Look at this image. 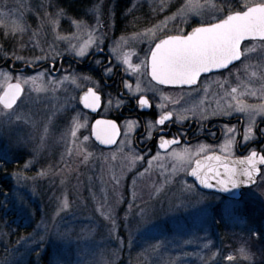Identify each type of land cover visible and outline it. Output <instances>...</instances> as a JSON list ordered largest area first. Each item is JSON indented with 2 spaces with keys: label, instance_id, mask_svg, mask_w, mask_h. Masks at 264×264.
<instances>
[{
  "label": "rangeland",
  "instance_id": "1",
  "mask_svg": "<svg viewBox=\"0 0 264 264\" xmlns=\"http://www.w3.org/2000/svg\"><path fill=\"white\" fill-rule=\"evenodd\" d=\"M191 2L199 5V12L209 20L214 15H225L230 8L239 9L243 0ZM160 3L161 0H0V65L11 59L22 69L24 65L57 63L63 56L74 57L73 46L78 50L96 39L101 26H117L116 11H121V21L127 15L145 17L141 27L143 33L152 30L149 38H153V32L159 37L166 32L178 33L181 28L184 31L187 25H199L196 21L201 15L196 11L188 17L187 24L176 15L190 0H163V9L154 10ZM60 12L63 15H58ZM162 21L167 22V28ZM126 25L122 22L119 27ZM135 38L138 37L132 36L131 40ZM41 55L47 59L37 61ZM16 56L23 59L17 60ZM42 72L50 75L41 77ZM65 76L68 81L57 85L53 92L47 81ZM73 76L76 84L71 83ZM29 77L36 79L24 83ZM86 77L72 65L56 76L49 68L38 72L0 68V96L11 83H20L24 89L14 108L19 109L17 114L22 119L13 118L0 132V172L4 164L8 165L5 184H0V264L255 263L244 242L237 249H227L231 244L223 240L218 228L224 199L211 196L201 201L194 193L183 191L178 181L184 175L181 169L188 166L186 160L159 157L152 160L149 173L141 176L143 162L130 167L120 153L107 165L99 160L85 165L79 157L66 155V133L72 120L78 114L80 123L87 120V126L78 132L81 138L91 129L90 118L78 103L79 94L89 87ZM41 87L48 91L30 93V89ZM69 96L73 97L71 107H65ZM88 143L93 144L92 139ZM67 147H72L70 140ZM124 151L134 155L128 147ZM174 168L178 170L175 173ZM113 173L121 181L115 187ZM187 180L191 183L188 177ZM161 185L163 190L157 193ZM255 191L257 197L237 206L224 221L249 237L250 230H264V200L258 198L264 189ZM62 194L68 200L63 211ZM149 206L150 210L141 215L140 209ZM101 211L110 213L114 224ZM244 237L240 236L241 241L247 242L249 239ZM162 241L160 250L152 251V246ZM260 245L264 252V244ZM241 248L250 258L241 255ZM229 255L232 260H228Z\"/></svg>",
  "mask_w": 264,
  "mask_h": 264
},
{
  "label": "snow or ice",
  "instance_id": "2",
  "mask_svg": "<svg viewBox=\"0 0 264 264\" xmlns=\"http://www.w3.org/2000/svg\"><path fill=\"white\" fill-rule=\"evenodd\" d=\"M163 7L164 3L161 0V3L154 10H162ZM193 11L201 15V19L196 21L200 26L191 27V31L187 34L184 33L182 28L177 34L166 32L163 37H155L153 32V38H149V33L152 32L151 29L140 34L141 40L139 43H146L147 48L141 49L143 55L140 52L133 53L135 63L130 56L120 54V49L128 44L124 37H121L120 41L115 42L111 54L115 55L119 61V64L116 65L118 69L123 66L126 74L137 79L135 89H133L132 84L122 80L128 93L132 94L137 107L141 110L153 109L155 104V108L159 109L158 119L153 125L159 133L157 136L158 148L164 150L166 154L169 149H172L171 155L173 158L183 160L185 156L189 157L188 166L181 169L184 175L178 181V183L183 185V191L194 193L201 201L213 196L214 193L227 194L222 202L220 211L221 219L227 222L237 206L246 204L248 199L257 197L256 188L264 189V148L258 151L256 148L249 146L250 154L245 155L243 159H233V149L238 143L236 137L240 133H238L236 127H230L227 123L220 129L223 143L219 145V155L215 153L212 155L208 154L212 147L211 145H201L195 152L188 148H183L182 152H180L177 150L181 145V140L178 137L186 135L183 131L184 122L190 118L195 119L203 128V121L211 117L228 118L237 113L244 114L246 118V126L242 131V142L244 144L264 137V128H258L257 125V117L260 118L261 123H264V103L252 104L242 99L244 97H256L257 92H259V99L264 100V43L260 45V55L258 57L250 55V53L257 51L256 47L247 48V52L241 49L242 42L245 40L264 42V0H256L255 3L243 0L239 9L230 8L225 15H214L209 20L204 19L199 12V5L192 3L190 0V3L180 9L176 15L181 17L182 23L187 24L188 17ZM58 15H63V12L58 13ZM97 23L99 24V21ZM162 24L167 28L166 21H162ZM97 31H100L99 28ZM105 38L106 33L100 31L99 36L96 39H90L84 47L76 50L75 46H73L74 50L71 54L82 59L93 48L95 53H103ZM15 58L17 60L23 59L20 56ZM44 59H47V56L41 55L37 58V61ZM253 59H259L261 61L260 64L252 65L251 61ZM237 62L239 63L237 64ZM95 63L101 64L102 62L97 60ZM253 68L256 70L249 71ZM105 71L111 73V66ZM242 74H247L246 83L241 80ZM46 75H50V73H40L41 77ZM202 77L203 79H201ZM141 78H148L151 87L147 91L152 93L151 101L146 95L135 96V93L142 91L139 84ZM35 79V77H29L24 83L34 82ZM68 79L67 76L63 79L54 78L47 81V84L55 92L57 91V85L65 84ZM84 79L89 78L86 77ZM254 79L261 82L259 89L249 86ZM209 82L217 85V94L226 100L222 108L217 105L216 108L209 112L206 108L198 111L196 108H187L181 105V100L186 97H194L200 94L207 96L209 94ZM233 82L237 86H232ZM71 83L76 84L75 76H73ZM33 90L37 92L48 91L47 88L41 87L30 89V93ZM220 90H223L222 94ZM23 91L20 83H16L15 85H9L8 90L0 96V105H2L0 107V132L4 130L3 126L5 124L13 122V118L16 120L22 119L17 114L19 109L14 110V106ZM171 93L176 94L175 100H172ZM71 99L73 97H67L65 107H71ZM80 100L85 108L96 111L99 106L100 96L97 95V92L92 87H89L84 95L80 97ZM169 101H171V106ZM123 103V100L117 102L116 108L119 109ZM112 104L113 100L110 97L108 105L112 106ZM175 105H180V107ZM139 125L140 122L136 120L126 121L125 140L117 144V139L120 136L119 126L112 120L98 119L89 130V134L83 135L81 138L78 136V132L81 128L87 126V120H85V123H80L78 114L72 120L69 131L66 133V155L79 157L80 163L85 165H88L92 160H99L107 165L109 161H115L117 153H120L123 154L122 159L130 162V167L135 166L138 162H143L142 167L144 170L140 172V175L143 176L149 173L152 168V160L158 159L159 154L156 153L146 160L143 154L129 146V141L132 138L131 133ZM173 125H179L180 127L177 128L176 134L169 138L164 133L166 130H170ZM257 132H259V136ZM209 134L213 138L216 137L214 132ZM92 136L95 137V141L99 142V145H116V150L109 149L106 154L104 149L97 148L94 143H88ZM69 140L72 145L71 148L67 147ZM261 143L264 144V140ZM126 147L129 148V153H134V155L125 153ZM90 148H96V151H90ZM73 149H75V153ZM25 167L27 168L28 164H25ZM176 171L178 170L174 168L173 172L175 173ZM40 174L45 175L43 172ZM189 176L194 179V183L188 182L187 177ZM111 179L114 181V187L121 182L115 173L112 174ZM197 189L210 191H197ZM161 190H163V185L157 189V193ZM258 198L264 200V192H261ZM135 199L136 194L133 191V200ZM67 207V196L62 194L61 211ZM149 210L150 206L141 208L140 213L143 215ZM128 211L131 214V204ZM100 214L114 224V219L110 213L101 211ZM115 230V227H113V231ZM250 233L254 234L261 244H264V230H250ZM120 243L123 244L124 241L121 240ZM130 243L131 240L129 239ZM163 244V241L160 244H154L152 251L158 252ZM207 246L206 244L205 247ZM33 251H36V249H33ZM240 252L241 255L250 258L245 248H241ZM227 258L228 260L233 259L231 255ZM55 264H59V262L57 261Z\"/></svg>",
  "mask_w": 264,
  "mask_h": 264
},
{
  "label": "flooded vegetation",
  "instance_id": "3",
  "mask_svg": "<svg viewBox=\"0 0 264 264\" xmlns=\"http://www.w3.org/2000/svg\"><path fill=\"white\" fill-rule=\"evenodd\" d=\"M119 13L121 14V12H115V15L117 17L116 24H118V22H120V24L122 22H125L127 24L125 27L101 26L100 28L102 32L106 33L103 53H95L93 49L83 60H79L76 57L63 56L58 61V65L56 64L51 72L53 73L56 70L60 69V73H62L67 66L72 65L76 71L86 75L89 78V87H92L93 90L97 92V95L100 96V106L97 108L95 113H91L89 111L83 110V107L80 105V95L83 92L87 91L89 87L84 89L79 94L78 103L80 109L90 118L91 128L95 124V121L98 119L114 121L120 128V139L117 143L120 144L125 139V122L128 120L139 121V127H137L133 133H131L132 138L129 141V146L131 148H134L140 154H143L145 156V159L151 158V156L156 153L159 154V157L173 158V156L171 155L172 149H169L168 153L166 154L164 150L158 148L157 136L159 133L157 132L156 127H154L153 125H155V121L158 119L159 109L155 108V104L153 105V109L141 110L137 107L135 100L132 98V94L128 93L127 89L124 87V82H126L132 84L133 89H135L137 79L134 76H129L128 74H126L124 72L123 66H120L118 69L116 65L119 64V61L117 60L115 55L111 54V50L115 46V42H118L121 37H124L125 40L128 41V44L120 49L121 55L130 56L134 63L135 56L133 55V53L140 52V54L143 55L141 49L147 48V44L139 43L141 37L138 36V34H141L144 31V28L141 27V23L144 21L145 17L133 16L131 18V16L127 15L125 21H121L122 16H119L118 18ZM195 26L200 25L191 24L185 26L184 33H189L191 31V27ZM132 36H136L138 38L131 40ZM163 36L164 35H160L159 37ZM261 43L264 42L247 41L241 45V49L242 51L247 52V48L256 47L257 51L254 53H250V55L258 57L260 55L259 49ZM97 60H100L102 63H95V61ZM260 62L261 61L259 59H253L251 61V64L256 66L259 65ZM238 63L239 62H237V64ZM110 66L112 68V71L111 73H108L105 70ZM252 70L256 69L253 68L249 71ZM201 79H203V77ZM122 80L124 82H122ZM241 80L246 83L247 74H242ZM139 84L142 91L139 93H135V96L146 95L151 101L152 93L147 91V89L151 87L148 82V78H141L139 80ZM232 86L237 85L235 82H233ZM249 86L255 89H259L261 87V82L254 79L253 83ZM217 91V85L209 82V94L207 96L200 94L195 95L194 97H186L184 100H181V105L187 108H196L198 111L200 109L206 108L209 112L212 111L213 108H216L217 105L222 108L226 103V100L223 99L221 95H218ZM220 92L222 94L223 90H220ZM259 96L260 93L257 92L256 97H244L242 99H245L247 103L252 104L264 103V100H260ZM110 97L113 100L112 106L108 105V100ZM171 97L172 100H175L176 94L171 93ZM121 100H123L124 103L119 109H117L115 105ZM169 105L171 106V101H169ZM175 106L180 107V105ZM225 123H227L230 127H236L238 133H240L236 137L238 143L233 149V159H243L245 155L250 154L249 146L252 148H256L258 151L264 148V144L261 143V141L264 140V137H260L256 141H250L248 144H244L242 142V131L246 126V118L244 114L237 113L228 118L219 116L211 117L210 119L203 121V128H201L200 123H198L193 118L185 121L183 131L186 133V135L178 137L181 140V145L177 150L182 152L183 148H188L192 152H195L201 145H211L212 147L209 150L208 154L212 155L213 153H215L219 155V145L223 143L222 133L220 129ZM257 125L258 128H264V123L260 122L259 117H257ZM179 127V125H173L171 129L166 130L164 134L170 138L172 135L176 134L177 128ZM210 132H214L216 134V137L213 138L209 134ZM257 135L259 136V132H257ZM178 159L180 158H174V160ZM188 159L189 157L185 156V159L183 160H186L188 162ZM191 183L193 182L191 181ZM221 199L224 198L222 197Z\"/></svg>",
  "mask_w": 264,
  "mask_h": 264
},
{
  "label": "trees",
  "instance_id": "4",
  "mask_svg": "<svg viewBox=\"0 0 264 264\" xmlns=\"http://www.w3.org/2000/svg\"><path fill=\"white\" fill-rule=\"evenodd\" d=\"M70 10H72V9H70ZM117 12H121V11H117ZM119 16H122V14L119 13L118 18H119ZM120 25H121L120 22H118L117 26H120ZM4 47H5V49L8 48L7 45H4ZM28 66H31V65H24L21 68H27ZM26 70L29 71V69H26ZM7 166H8L7 164H4L3 167H1V172H0V184L1 185L5 184V182L3 181V178L8 175ZM218 228H219L221 235L223 236L222 237L223 240L226 241L228 244H231V247L230 248L227 247V249H229V250L237 249L240 247L241 243L244 242L243 246L249 245L247 247L249 249H251L250 253H252L254 255L256 262L253 264H264L263 248L261 247L262 245H260V243L255 242V240L253 238L254 234L249 233L250 237L248 236V233L242 232V234H241L240 231H239L240 233L238 232L237 228H233V227L229 226V223H225L224 220L219 222ZM240 236L241 237L245 236L244 238H247L249 240L247 242H246V240L241 241ZM260 249H262V250L259 251Z\"/></svg>",
  "mask_w": 264,
  "mask_h": 264
},
{
  "label": "water",
  "instance_id": "5",
  "mask_svg": "<svg viewBox=\"0 0 264 264\" xmlns=\"http://www.w3.org/2000/svg\"><path fill=\"white\" fill-rule=\"evenodd\" d=\"M246 41H251V40H245V41L242 42V44H243L244 42H246ZM5 65H6V63H4L2 66H5ZM47 66H50L51 69L54 68V65H53V64L43 65L44 68L47 67ZM13 68H14V66L12 65V66H11V70H12ZM40 68H41V67L33 68L32 66H28L27 68H23V69H21V72L26 71V69H29V70H31V71H36V70H40ZM56 75H57V73H55V76H56ZM15 84H16V82H15V83H11V84H9V85H15ZM9 85L5 88L4 92L8 90ZM21 87H22V86H21ZM22 88H23V87H22ZM23 90H24V89H23ZM4 92H3V93H4ZM3 93H2V95H3ZM23 93H24V91H23ZM23 93H22V95L20 96V98L17 100L16 105L18 104L19 100L22 98ZM84 93H85V92H84ZM84 93H83L80 97H82V96L84 95ZM2 95H1V96H2ZM80 104H81V106L83 107L84 110L89 111V112H91V113H95V112H96V111H92V110L89 109V108H85L84 105H83V103L81 102V100H80ZM16 105L14 106V108L16 107ZM1 106H2V105H1ZM99 106H100V102H99ZM99 106H98V107H99ZM94 125H95V124H94ZM94 125H93V126H94ZM93 126H92V127H93ZM92 139L95 141V137H94V136H92ZM119 139H120V136H119L118 139H117V143H118ZM95 142H96V144H97L99 147L104 148V149H112V148H114V147L116 146V145H99V142H98V141H95ZM189 178L194 182V179H193L192 177L189 176ZM199 190H201V191H205V192L210 191V190H206V189H199ZM214 194H218V195H221V196H223V197H225V196L227 195V194H222V193H214Z\"/></svg>",
  "mask_w": 264,
  "mask_h": 264
}]
</instances>
